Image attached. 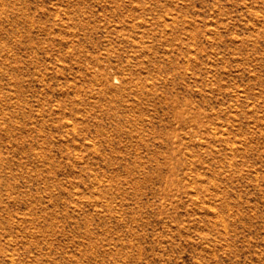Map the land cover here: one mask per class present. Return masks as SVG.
<instances>
[{
    "label": "rangeland",
    "instance_id": "obj_1",
    "mask_svg": "<svg viewBox=\"0 0 264 264\" xmlns=\"http://www.w3.org/2000/svg\"><path fill=\"white\" fill-rule=\"evenodd\" d=\"M0 264H264V0H0Z\"/></svg>",
    "mask_w": 264,
    "mask_h": 264
}]
</instances>
